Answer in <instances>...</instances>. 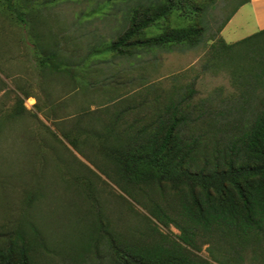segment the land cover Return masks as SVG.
<instances>
[{
    "label": "rangeland",
    "instance_id": "374dc122",
    "mask_svg": "<svg viewBox=\"0 0 264 264\" xmlns=\"http://www.w3.org/2000/svg\"><path fill=\"white\" fill-rule=\"evenodd\" d=\"M240 1L206 2L210 4L205 19L209 27L199 46L156 49L144 52L139 59L117 56L107 48L130 28L133 12L147 0H27L28 9L36 8L38 21H32L27 9L30 26L25 29L0 1V246L18 232L25 231L33 237L35 229L41 234L35 246L39 264H99L95 255L84 252L80 232L99 215L100 208L123 233L144 231L143 216H147L162 233L174 237L181 234L174 226L160 225L108 177L101 164L111 172L110 164L96 148L88 145L85 151L80 146L72 147L57 128L61 121L48 120L38 107L56 118L51 106L65 101L66 109L59 110L58 118L64 122L61 131H71L73 139L77 131L73 121L82 108L94 111L104 105L103 110L109 104L110 112L127 109L125 121L147 120L157 112L159 104L173 96L180 98L193 87L196 93L189 110L193 122L208 134L209 143L224 145L242 132L262 108L251 109L255 104L245 105L246 110L241 108L243 97L249 96L246 89L264 101L259 60H264V55H259L264 51V34L242 42L259 33L251 7L242 6L216 36ZM181 23L190 24L173 15L149 28L147 36L159 35ZM47 34H52L53 39H48ZM37 35H42V40L57 41L65 55L76 59L93 52L96 46L105 51L102 57L109 60L91 64L94 85L83 86L80 91L65 77L42 72L35 52ZM220 36L224 43L234 46L227 51L229 58L213 56ZM227 59L231 63L226 64ZM242 64L244 70L240 68ZM19 99H24L26 111L14 119L12 113ZM106 117L103 119L108 122ZM127 125L121 124L126 127L120 130ZM125 200L134 208L130 209ZM200 245L199 255L203 258L213 261V250L226 264H238L227 243H206L202 239ZM245 257L241 264H261L264 252L250 251Z\"/></svg>",
    "mask_w": 264,
    "mask_h": 264
},
{
    "label": "trees",
    "instance_id": "16d2710c",
    "mask_svg": "<svg viewBox=\"0 0 264 264\" xmlns=\"http://www.w3.org/2000/svg\"><path fill=\"white\" fill-rule=\"evenodd\" d=\"M0 1L20 27L30 26L25 15L27 0ZM200 1L147 0L141 9L133 12L130 28L108 46L107 52L139 59L144 52L156 49L199 46L205 40L209 27L205 19L210 4L206 2L212 0ZM248 2L250 0L238 3L216 36ZM28 10L32 21H38L36 8ZM173 15L190 24L185 26L181 23L166 28L159 35L147 36L149 28L159 26L162 20L166 21ZM262 34L264 30L242 42L248 43ZM47 35L48 39H53L52 34ZM37 36L35 52L42 72L50 76L59 74L76 83L80 91L83 86L94 85L91 64L109 60L102 57L105 51L97 50L96 46L93 52L76 59L65 55L57 41L42 40V35ZM224 41L221 36L217 39L218 45L213 47L214 58L227 56V51L234 47ZM249 49L251 47L247 48L248 52ZM263 52L259 55H264ZM259 60L262 65L260 75L264 76V60ZM224 62L231 63L228 59ZM242 65L241 69L245 67ZM235 71L239 73L237 68ZM246 90L249 96L243 97L241 108L246 110L248 107L245 105L253 104L251 109L263 108L264 101L251 95L250 88ZM195 93L196 90L189 87L182 97L173 96L159 104L151 118L133 122L124 120L127 109L110 112L109 104L103 110L104 105L94 111L82 108L73 121L77 130L73 139L71 131H61L64 122L58 118L59 110L66 109L65 101L51 106L56 118H50L44 108L38 107V112L48 120L61 121V125L56 124L57 128L72 147L80 146L85 151L88 145L96 148L110 164L111 172L101 164L103 171L131 199L147 209L160 225L165 228L174 226L181 232L175 237L162 233L151 218L143 216L146 220L144 231L123 233L100 208L99 215L94 216L92 223L80 232L83 233L80 244L84 252L95 255L100 260L99 264H226L213 250V261L199 255L202 239L206 243L217 240L229 244L232 259L238 264L243 263L250 251L264 252V108L257 110L244 130L224 145L212 144L207 140L210 139L208 134L197 129L198 125L189 112L190 100ZM23 111H26L24 99H19L12 117H21ZM106 115L108 122L103 119ZM140 122L141 127L138 125ZM123 123L128 124L127 128L120 130ZM46 128L62 142L56 133ZM125 202L130 209L134 208L131 202ZM33 234L32 237L22 231L9 235L0 246V264H39L35 246L40 243L41 234L35 229ZM80 257L83 258V254ZM261 262L264 264V260Z\"/></svg>",
    "mask_w": 264,
    "mask_h": 264
},
{
    "label": "crops",
    "instance_id": "0c3cea01",
    "mask_svg": "<svg viewBox=\"0 0 264 264\" xmlns=\"http://www.w3.org/2000/svg\"><path fill=\"white\" fill-rule=\"evenodd\" d=\"M247 4L252 9L257 30H264V0H250Z\"/></svg>",
    "mask_w": 264,
    "mask_h": 264
}]
</instances>
